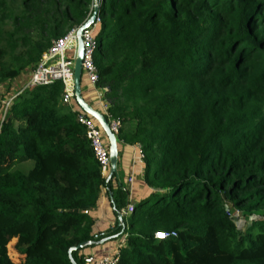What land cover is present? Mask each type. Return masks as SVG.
<instances>
[{"label": "trees", "instance_id": "trees-1", "mask_svg": "<svg viewBox=\"0 0 264 264\" xmlns=\"http://www.w3.org/2000/svg\"><path fill=\"white\" fill-rule=\"evenodd\" d=\"M95 4L0 0V93L21 88L18 79ZM98 4V87L122 122L119 148H142L148 190L124 231L117 221L94 233L86 211L102 190L116 216L130 190L103 175L78 120L85 111L64 101L63 84L26 86L8 107L0 100V264H74L69 249L92 241L72 251L88 264L85 250L106 236L117 264H264V219L243 232L228 212L264 217V0ZM158 231L177 236L160 240Z\"/></svg>", "mask_w": 264, "mask_h": 264}, {"label": "built area", "instance_id": "built-area-1", "mask_svg": "<svg viewBox=\"0 0 264 264\" xmlns=\"http://www.w3.org/2000/svg\"><path fill=\"white\" fill-rule=\"evenodd\" d=\"M91 15V14H90ZM101 22V17L97 16L91 27L84 30L82 37L84 43V58H83V76L85 77L88 87L93 88L96 93V106L108 118L112 131L117 135L122 127L121 120L112 117L109 113V101L105 98V90L98 87L99 74L94 61V55L97 49L98 41L95 32ZM81 26V25H80ZM80 26L72 28L64 36L53 41L50 48L42 55L40 61L31 68V75L28 86H43L51 85L56 82H61L64 86V101L72 103L74 98V66L76 52L78 46V29ZM12 98L5 101L6 107L10 105ZM78 120L87 130V137L91 140L95 155L99 160L104 176L110 173V156H109V140L99 123V121L88 113L78 115ZM143 160L144 154L140 145H135ZM133 177H130V182ZM135 203H129L126 207L127 214L134 211ZM90 211H86L89 213ZM231 216L235 217L228 209ZM240 211L237 210V213ZM236 214V213H235ZM157 233H162L163 236H158ZM156 238L165 240L170 237L177 236L176 231H158ZM120 258V250L112 256L104 255L96 258L93 255H88L85 258L88 264H117Z\"/></svg>", "mask_w": 264, "mask_h": 264}, {"label": "crops", "instance_id": "crops-1", "mask_svg": "<svg viewBox=\"0 0 264 264\" xmlns=\"http://www.w3.org/2000/svg\"><path fill=\"white\" fill-rule=\"evenodd\" d=\"M9 81L12 83L13 79ZM28 83L29 82H27L25 85L19 88L8 98L5 97V100L12 98L13 96L21 92L23 88L28 86ZM83 84H86V82H84ZM11 87L12 85L11 86L9 85L7 90L2 92V94H4L3 96L7 94L9 95V92H11ZM83 96L87 102L96 106V93L94 92L93 88L85 85L83 89ZM142 168L144 169L143 160L141 159V156L137 151V147L135 145L131 146L126 144L120 146L119 165H118L119 175L115 176L114 178V186H116L117 184L120 185L123 182L129 188V190L131 187L130 190L131 193L129 197V201L131 203H135L137 200H139L141 195L148 190V187L144 182ZM130 177H133V180L131 182H130ZM145 187L147 188L145 189ZM144 189L146 191H144ZM110 199H111L110 194H108L106 189H103L97 207L88 213L95 219L94 233L106 231L108 228L114 227V225L118 221L117 216L114 214V209ZM116 251H117L116 241L110 240L105 244L101 243L96 247L86 249L85 253L93 256L96 255L112 256L116 253Z\"/></svg>", "mask_w": 264, "mask_h": 264}, {"label": "water", "instance_id": "water-1", "mask_svg": "<svg viewBox=\"0 0 264 264\" xmlns=\"http://www.w3.org/2000/svg\"><path fill=\"white\" fill-rule=\"evenodd\" d=\"M96 4L93 7L91 15L88 17V19L79 27L77 33H78V46H77V52H76V59H75V66H74V98L78 105L88 114L95 117L99 123L101 124L108 140H109V156H110V173L107 176V180L112 179L114 176H118V165H119V145H118V137L117 135L112 131L110 127V123L108 118L102 113L100 110L95 108L92 104L87 102L83 96V90H82V80H83V58H84V43H83V37L82 34L84 30L91 27V25L95 22L99 11L100 6L98 4V0H95ZM110 196H112V193H110ZM127 214V209L124 208L123 210L119 211L117 213V219H118V227L122 226V231L125 229V223H124V217ZM236 219V218H235ZM113 230H116L114 228ZM118 234H115L116 237ZM112 236H106L100 240L99 243H104L110 240ZM92 241H86L82 242L76 246H72L69 249L70 257L74 264H77L74 258L72 257V251L83 249L88 246L92 245Z\"/></svg>", "mask_w": 264, "mask_h": 264}, {"label": "rangeland", "instance_id": "rangeland-1", "mask_svg": "<svg viewBox=\"0 0 264 264\" xmlns=\"http://www.w3.org/2000/svg\"><path fill=\"white\" fill-rule=\"evenodd\" d=\"M28 80H29V78H28V74H27L26 76L19 78L18 83L20 86H23L28 82ZM84 82H86V80H85V77L83 76L82 83H84ZM3 95L4 94L0 93V100H2V101L5 100V97H6V95H5V97H3ZM3 102H5V101H3ZM10 103H11V101H10ZM142 174L144 177V169L143 168H142ZM146 188L147 187H145V189ZM145 189H144V191H146ZM130 190H131V187H130ZM130 193H131V191H130ZM144 194H146V193H144ZM232 213H233V215H235L234 218H236L238 228L243 232H245V230L252 224L253 221L264 219V217L260 216L259 214H250L248 217H246V216L242 215L241 212L237 213V210H234V212H232ZM13 244H14V241L10 242V244H9V248H8L9 255L13 259L14 262H18L19 258L13 250Z\"/></svg>", "mask_w": 264, "mask_h": 264}, {"label": "snow or ice", "instance_id": "snow-or-ice-1", "mask_svg": "<svg viewBox=\"0 0 264 264\" xmlns=\"http://www.w3.org/2000/svg\"><path fill=\"white\" fill-rule=\"evenodd\" d=\"M157 235H158V236H163V234H162V233H157Z\"/></svg>", "mask_w": 264, "mask_h": 264}, {"label": "bare ground", "instance_id": "bare-ground-1", "mask_svg": "<svg viewBox=\"0 0 264 264\" xmlns=\"http://www.w3.org/2000/svg\"><path fill=\"white\" fill-rule=\"evenodd\" d=\"M30 74H31V73H30ZM30 74H29V76H28L29 80H30ZM29 80H28V82H29Z\"/></svg>", "mask_w": 264, "mask_h": 264}]
</instances>
